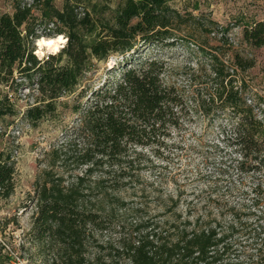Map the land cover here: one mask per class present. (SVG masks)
I'll return each instance as SVG.
<instances>
[{"label":"trees","instance_id":"obj_1","mask_svg":"<svg viewBox=\"0 0 264 264\" xmlns=\"http://www.w3.org/2000/svg\"><path fill=\"white\" fill-rule=\"evenodd\" d=\"M172 1L123 0L113 22L55 11L67 28V41L57 54L43 58L36 54L34 42L42 35L35 30L31 5L17 2L12 13L0 12V118L17 114L12 95L21 88L33 96L23 115L32 126L55 116L58 108L70 107L78 115L72 134L52 153L60 161L72 158L80 172L66 186L60 178L47 179L38 189L33 229L37 240L60 246V261L53 264H118L122 259L121 264H218L224 254V235L203 215L181 220V213H173L156 221L133 210L138 221L125 224L110 211L94 208L90 199L95 191V196L106 197L110 190L134 182L138 149L165 145L189 114L183 91L164 78L170 59L146 55L151 48L162 50L183 41L189 50V41L198 42L194 35L187 36L183 25L189 18L198 26L205 24ZM221 30L220 41L228 44L227 29ZM242 35L245 44L264 47V18L246 23ZM221 49L198 46L202 58L194 71L201 74L203 88L193 98L196 112L228 111L229 128L223 134L237 154L236 169L261 174L264 104L260 98L255 105L247 103L241 76L255 62L236 50L226 61ZM116 53L123 57L119 66L108 69L111 77L96 87L85 85L91 60L106 61ZM188 76L196 79L195 72ZM14 173L11 150H0V199L14 192ZM169 201L179 209L178 197ZM113 232L120 235L115 243L104 249L98 245L104 253L98 249L94 258L86 257L96 234ZM3 249L0 243V257Z\"/></svg>","mask_w":264,"mask_h":264},{"label":"rangeland","instance_id":"obj_2","mask_svg":"<svg viewBox=\"0 0 264 264\" xmlns=\"http://www.w3.org/2000/svg\"><path fill=\"white\" fill-rule=\"evenodd\" d=\"M122 1L0 0V12L12 13L17 2L30 4L37 33L64 37L65 43L56 53L45 51L42 55L37 54L35 41L36 54L43 58L57 54L67 41V28L54 15L55 11L113 22ZM172 5L205 24L198 26L189 18L183 25L187 36L194 35L198 42L189 41V50L179 41L162 50L151 48L146 55L170 59L164 78L183 91L189 114L182 128L173 131L165 145L138 149L133 163L134 182L120 190H110L106 197L95 196V191L90 199L96 203L94 208L110 211L125 224L138 221L133 210H138V216L156 221H164L175 213H181V220L203 215L224 235L225 250L218 264H264V173L242 174L236 169L237 154L223 134V129L229 128L228 111L209 115L196 112L193 99L203 88L201 74L194 71L197 59L202 58L198 46L207 44L221 46L220 54L229 62L235 50L254 59V65L241 72L247 84L246 101L255 105L260 98L264 104V47H252L242 39L246 23L264 18L263 0H175ZM222 28L227 29L230 44L220 41ZM60 29L63 32L57 33ZM122 57L116 53L106 61L92 59L84 84L96 87L111 77L108 69L119 66ZM191 72L196 74L193 81L188 76ZM12 101L17 114L0 118V150L10 149L15 160L14 192L8 199H0V243L4 247L0 264H53L52 260L60 261V246L37 240L33 229L38 189L47 179L60 178L66 186L80 172L72 158L60 161L52 153L72 134L78 115L70 107L58 108L55 116H47L32 126L23 116L33 102L29 89H19ZM169 197L179 198L178 210L173 209ZM119 236L115 232L96 234L87 247L86 257L94 258L98 249L103 254L102 247L115 243ZM123 262L122 259L118 264Z\"/></svg>","mask_w":264,"mask_h":264},{"label":"bare ground","instance_id":"obj_3","mask_svg":"<svg viewBox=\"0 0 264 264\" xmlns=\"http://www.w3.org/2000/svg\"><path fill=\"white\" fill-rule=\"evenodd\" d=\"M40 40H44L45 43L43 45H40L38 43V41ZM49 41H52L53 43L51 44V46L48 44ZM65 43V39L62 35H56L54 37H45V36H41L37 39V54L38 55H42L45 53V51H47V53H56L60 47L62 46V44ZM52 49H55V51H53Z\"/></svg>","mask_w":264,"mask_h":264},{"label":"clouds","instance_id":"obj_4","mask_svg":"<svg viewBox=\"0 0 264 264\" xmlns=\"http://www.w3.org/2000/svg\"><path fill=\"white\" fill-rule=\"evenodd\" d=\"M38 43L40 44V45H43L44 43H45V41L44 40H40V41H38ZM53 42L52 41H49L48 42V44L51 46V44H52ZM53 51H55V49H52Z\"/></svg>","mask_w":264,"mask_h":264}]
</instances>
